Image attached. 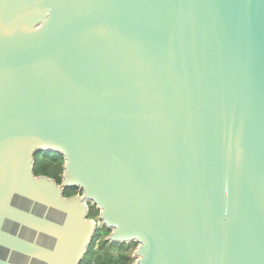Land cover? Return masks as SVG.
I'll list each match as a JSON object with an SVG mask.
<instances>
[{
    "label": "water",
    "instance_id": "95a60500",
    "mask_svg": "<svg viewBox=\"0 0 264 264\" xmlns=\"http://www.w3.org/2000/svg\"><path fill=\"white\" fill-rule=\"evenodd\" d=\"M99 226L134 264H264V0H0V264Z\"/></svg>",
    "mask_w": 264,
    "mask_h": 264
},
{
    "label": "trees",
    "instance_id": "16d2710c",
    "mask_svg": "<svg viewBox=\"0 0 264 264\" xmlns=\"http://www.w3.org/2000/svg\"><path fill=\"white\" fill-rule=\"evenodd\" d=\"M65 160L63 156L56 153H41L35 156V168L34 173L36 176L45 175L51 177L61 183L62 174L64 171ZM77 190H67L66 195H72L76 193ZM99 216V211L94 206H90V217L97 219ZM101 231L110 233V231L105 228H98L94 238L90 244L86 256L84 257L81 264H133L135 258L131 253L133 247H137V243H110L105 240L99 245V249L94 251L97 244L98 238L101 235Z\"/></svg>",
    "mask_w": 264,
    "mask_h": 264
},
{
    "label": "rangeland",
    "instance_id": "374dc122",
    "mask_svg": "<svg viewBox=\"0 0 264 264\" xmlns=\"http://www.w3.org/2000/svg\"><path fill=\"white\" fill-rule=\"evenodd\" d=\"M95 221L98 222V219H95ZM99 227L102 228V226H99ZM100 233H101V235H100L99 238H98V241H97V244H96V246H95V248H94V251H97V250L99 249V245H100L102 242H104L105 240L108 241V237H109V235H110V233H107V232H105V231H101ZM136 249H137V247H133V249H132V251H131V253L133 254V257H134V253H135ZM135 261H136V259H135ZM135 261L133 262V264L135 263Z\"/></svg>",
    "mask_w": 264,
    "mask_h": 264
},
{
    "label": "flooded vegetation",
    "instance_id": "af4514ba",
    "mask_svg": "<svg viewBox=\"0 0 264 264\" xmlns=\"http://www.w3.org/2000/svg\"><path fill=\"white\" fill-rule=\"evenodd\" d=\"M50 178H51V177H50ZM58 184H59V183H58ZM66 191H67V190H66ZM66 191H65V196H66V197H70V196H73V195H76V194H78V190H77V192H76V193H74V194H72V195H69V196H67V195H66ZM88 219L95 220V218H91V217H90V211H89V216H88ZM89 247H90V246H89ZM88 249H89V248H88Z\"/></svg>",
    "mask_w": 264,
    "mask_h": 264
}]
</instances>
